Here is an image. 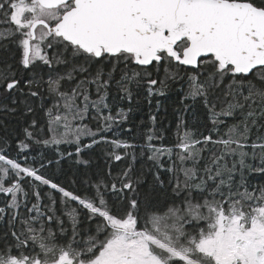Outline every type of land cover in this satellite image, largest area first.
I'll return each mask as SVG.
<instances>
[{"label":"snow or ice","instance_id":"6c2138e0","mask_svg":"<svg viewBox=\"0 0 264 264\" xmlns=\"http://www.w3.org/2000/svg\"><path fill=\"white\" fill-rule=\"evenodd\" d=\"M177 83L199 129L109 138L110 101ZM0 112L24 118L0 136V264H264V0H0ZM103 145L132 163L84 191L46 174Z\"/></svg>","mask_w":264,"mask_h":264},{"label":"trees","instance_id":"16d2710c","mask_svg":"<svg viewBox=\"0 0 264 264\" xmlns=\"http://www.w3.org/2000/svg\"><path fill=\"white\" fill-rule=\"evenodd\" d=\"M180 89L181 85L177 83L171 86L165 95L152 97L150 102L144 95L135 94L131 102L128 100L110 101L114 108L124 109L127 113V120L119 125L115 133H108L109 138H119L137 145H145V137L148 130L154 129L155 134L162 137V139H156L153 143L158 147L160 145L171 146L176 140L177 125L181 119L186 121L190 127L195 126L199 129L200 123L204 122L205 110L202 105L197 104L193 106L191 101H186L184 93ZM185 105H188V108ZM37 115L39 118H43L42 113H38ZM152 117H155L154 124L151 119ZM23 122L24 118L19 115L0 112V136L11 135L14 131L18 130L20 124ZM90 126L94 127L95 122H92ZM129 129H131L130 132L128 131ZM83 142L87 143L88 138H84ZM106 148L108 146L103 145L84 153L83 158H91L88 166L77 164L75 156L65 157L60 160L58 166L54 162L46 174L72 190L84 191L88 188V184L85 181H94L99 173L107 171L108 165H111L113 168H122L128 163H132L130 158L118 163L107 159L103 151ZM65 150L74 152V146L61 145L60 151ZM46 154L54 161L58 159L54 151L48 150ZM134 167L137 170L144 169L145 171L150 167L147 155L141 157L139 149L137 150V161ZM148 179H151V176ZM72 180H75L76 184H70L69 182ZM250 181L253 184H264V176L253 175L250 177ZM5 227L6 225L0 222V231H3Z\"/></svg>","mask_w":264,"mask_h":264}]
</instances>
